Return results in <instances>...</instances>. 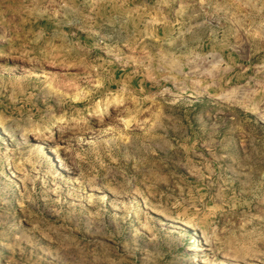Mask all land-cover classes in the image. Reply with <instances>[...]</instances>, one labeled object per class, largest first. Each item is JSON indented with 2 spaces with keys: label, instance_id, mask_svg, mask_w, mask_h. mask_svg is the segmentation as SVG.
Masks as SVG:
<instances>
[{
  "label": "rangeland",
  "instance_id": "374dc122",
  "mask_svg": "<svg viewBox=\"0 0 264 264\" xmlns=\"http://www.w3.org/2000/svg\"><path fill=\"white\" fill-rule=\"evenodd\" d=\"M0 264H264V0H0Z\"/></svg>",
  "mask_w": 264,
  "mask_h": 264
},
{
  "label": "bare ground",
  "instance_id": "6f19581e",
  "mask_svg": "<svg viewBox=\"0 0 264 264\" xmlns=\"http://www.w3.org/2000/svg\"><path fill=\"white\" fill-rule=\"evenodd\" d=\"M188 251L187 252H192V253H196L198 252L197 248H194V247H190V248H187ZM197 259V258H196Z\"/></svg>",
  "mask_w": 264,
  "mask_h": 264
}]
</instances>
